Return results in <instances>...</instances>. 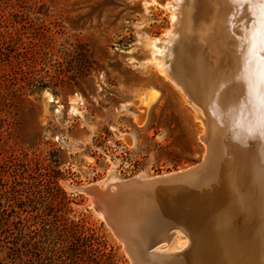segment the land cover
Returning <instances> with one entry per match:
<instances>
[{
  "label": "rangeland",
  "instance_id": "obj_1",
  "mask_svg": "<svg viewBox=\"0 0 264 264\" xmlns=\"http://www.w3.org/2000/svg\"><path fill=\"white\" fill-rule=\"evenodd\" d=\"M172 2L0 0V264H20L1 246L20 233L24 264H131L78 187L202 158V121L151 59Z\"/></svg>",
  "mask_w": 264,
  "mask_h": 264
},
{
  "label": "bare ground",
  "instance_id": "obj_2",
  "mask_svg": "<svg viewBox=\"0 0 264 264\" xmlns=\"http://www.w3.org/2000/svg\"><path fill=\"white\" fill-rule=\"evenodd\" d=\"M199 1L202 11L193 15L197 0H173L170 30L150 43L158 70L205 121L198 137L209 150L206 168L170 187L136 190L118 211L132 206L123 226L137 264H264V0ZM236 11L246 17L238 30L231 28ZM230 36L223 63L219 40ZM155 97L149 92L143 106ZM154 237L157 256H147Z\"/></svg>",
  "mask_w": 264,
  "mask_h": 264
},
{
  "label": "water",
  "instance_id": "obj_3",
  "mask_svg": "<svg viewBox=\"0 0 264 264\" xmlns=\"http://www.w3.org/2000/svg\"><path fill=\"white\" fill-rule=\"evenodd\" d=\"M194 12V9L193 11ZM237 14L238 18H235V16L231 17V28H234L235 30L239 29V26L242 24V21L246 18L243 16L242 12H235ZM235 22V23H234ZM179 39L176 40L174 45L177 47V44L179 43ZM228 41V42H227ZM233 37L224 38L223 40H219L221 42L219 53L220 58L222 62L224 63L229 59L228 52L229 48L232 47L234 43H232ZM175 47V49H176ZM214 53L212 52L211 56L208 53V57L210 61H215V57L212 56ZM172 65L174 62L171 63ZM222 72L227 71L230 67L227 65V62L222 65ZM184 91L186 85L182 86ZM190 92V91H189ZM186 93V91H185ZM197 94L194 93H188L189 101H194V103H199L198 97H196ZM204 127L206 130V124L205 121H203ZM204 130L203 139H205L207 136L206 131ZM206 141V139H205ZM209 160V150L206 149L205 154L202 156V158L195 163L194 165H191L189 167H186L184 169H179L175 171L168 172V174L165 175H157V177L151 178V179H138V178H126L124 180H121L119 182H116L114 184L111 183H103V182H97V183H91L86 186L78 187L79 190L84 191L88 193L91 196L92 199V205L94 209L101 213L103 220L105 224L109 227L113 235L121 242L122 247L127 254L130 263L131 264H137L136 259L133 256L130 246L127 244L126 234L127 231L124 228L123 220L126 219L128 214H130L132 210V206L128 205L122 210V214L119 215V209L125 202V200L128 199V197L134 193L136 190L142 191V190H148L152 191L153 189H161L173 186L175 184H178L183 181H187L189 178H192L195 174H197L200 171H204L207 165V162ZM151 196V195H150ZM155 196V195H154ZM152 195L149 202H147V206H153L154 204V197ZM134 207V206H133ZM142 209V208H141ZM115 211H118V214H115ZM155 216V215H154ZM164 216V215H163ZM170 228H174V225L170 226ZM170 228L168 230H170ZM167 230V231H168ZM166 231V232H167ZM165 232V233H166ZM126 239V240H125ZM159 242V238H152L149 239V241L146 242V251L145 255L152 256L155 255L154 253H151V248L155 246ZM186 250H189V245L186 247ZM176 254H171L167 257H175ZM157 256V255H155ZM162 256V255H161Z\"/></svg>",
  "mask_w": 264,
  "mask_h": 264
},
{
  "label": "trees",
  "instance_id": "obj_4",
  "mask_svg": "<svg viewBox=\"0 0 264 264\" xmlns=\"http://www.w3.org/2000/svg\"><path fill=\"white\" fill-rule=\"evenodd\" d=\"M0 35H2V34H0ZM61 220H66V219H61ZM61 220L58 218L53 220L55 230L57 229L58 233L65 231V228L67 227V224H66L67 222L65 221V222L60 223ZM56 224H58V225H56ZM8 229H10V228H9V225L7 224L6 220L0 216V242H4V240H3L4 237H6V235H9V234H7ZM73 229L74 228H72V230ZM20 232L21 231H19V233ZM46 232H50V231L46 230ZM80 235L81 234H77L76 236H80ZM23 236L24 235H22V233H20L19 236H16L13 240L8 241L9 242L8 244L5 243V244L1 245L2 248H8L10 250V252H13L15 254V256H14L15 260L16 259H17V261L19 260L20 264H24V262H25V259L23 258L25 256L24 255L25 249L22 246V244L24 243V237ZM74 236H75V234H74Z\"/></svg>",
  "mask_w": 264,
  "mask_h": 264
}]
</instances>
